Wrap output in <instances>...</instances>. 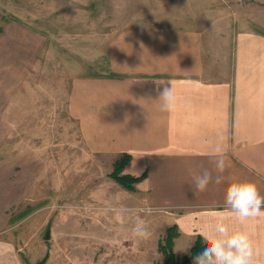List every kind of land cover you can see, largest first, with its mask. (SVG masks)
<instances>
[{"label": "crops", "instance_id": "0c3cea01", "mask_svg": "<svg viewBox=\"0 0 264 264\" xmlns=\"http://www.w3.org/2000/svg\"><path fill=\"white\" fill-rule=\"evenodd\" d=\"M193 1L162 14L181 17L179 25L138 26L133 42L127 36L118 48L122 53L110 57V69L77 78L69 113L80 124L87 159L103 160L105 165L81 167L91 170L82 181L81 176L78 181L69 175L55 177L57 190L71 183V196L83 192L92 201L94 192L105 190L90 183L95 179L90 168L103 173L109 169L110 182L112 164L122 153H131L124 172L148 175L134 193L149 208L165 211L166 230L176 224L187 248L214 212L231 215L223 207L229 182L252 181L264 195V33L239 25L241 13L234 6L222 10L219 0ZM151 11L136 14L156 16ZM0 26V264H24L22 248L10 236H20L17 229L34 212L26 208V199L46 170L40 168L41 153L26 147L30 141L10 146L16 124L9 108L47 39L20 19L2 15ZM156 80L175 86L174 111H159ZM19 107L24 106L15 104L12 111ZM217 145L224 154L223 173L215 171V158L208 155ZM206 169L213 182L198 193L195 180ZM216 175L223 177L220 184L214 182ZM102 200L103 206L111 204L106 196ZM247 230L254 245L264 249V216L250 221Z\"/></svg>", "mask_w": 264, "mask_h": 264}, {"label": "rangeland", "instance_id": "374dc122", "mask_svg": "<svg viewBox=\"0 0 264 264\" xmlns=\"http://www.w3.org/2000/svg\"><path fill=\"white\" fill-rule=\"evenodd\" d=\"M186 2L0 0V18L4 15L20 19L36 32L45 33L47 39L45 49L34 60L31 72H26L9 108L10 120L16 124L14 139L9 140L10 146L18 141H30L26 147L41 153L40 168L46 170L45 174L42 171L45 176H41L26 199V208L30 206L34 212L17 229L16 234L20 232V236H10L22 248L23 262L28 258L31 264H36L44 254H49L45 264H159L164 260L158 246L166 232L164 210L149 208L145 200L120 186L112 177L109 182L106 175L110 170L107 168L104 173L90 168L94 169L91 177L95 178L90 183L96 189L105 190L94 192L92 201L90 198L88 201L83 192L71 196L75 192L68 191L71 183L64 188L59 185L57 190L55 177L69 175L68 178L78 181L81 176L82 181L89 177L91 170L84 172L81 167L105 165L103 160H88L85 156L88 150L80 124L69 113V97L74 82L79 77L94 76L96 72L100 74L110 69V57L122 53L118 48L126 43L127 36V40L133 42L131 36L141 29L138 26L150 29L182 23L179 21L181 17L162 14ZM216 2L222 10H232L233 6L239 9V25L245 24L255 32L264 33V0ZM144 8L150 10L145 11ZM151 9L161 14L156 13L153 17L136 14L152 13ZM189 19L191 22L194 18H185L186 21ZM117 76L118 73L111 75ZM15 104L24 107L13 112ZM112 167L113 171L114 164ZM72 171L77 175L73 177ZM82 172L84 175H80ZM103 196L111 204L103 206ZM117 210L121 211L119 220L116 219ZM138 220H142L151 233L148 239L140 242L131 236L132 227ZM50 223L51 238L46 240L44 235ZM189 250L179 236L175 238L174 251L180 259ZM191 264H194V259Z\"/></svg>", "mask_w": 264, "mask_h": 264}, {"label": "clouds", "instance_id": "9594fccd", "mask_svg": "<svg viewBox=\"0 0 264 264\" xmlns=\"http://www.w3.org/2000/svg\"><path fill=\"white\" fill-rule=\"evenodd\" d=\"M155 83L159 111H174L177 102L175 86L171 81L165 80H156ZM208 155L215 158V171L223 173L226 165L221 146L217 145ZM222 179L221 175H216L214 182L220 184ZM211 182L213 174L206 169L196 177L195 191L205 192ZM223 207L231 215L214 212L209 217L207 226L194 233L202 238L204 244L202 251L194 257V264H264V249L254 245L247 230L250 221L264 216V195H261L257 185L249 180L229 182L224 191ZM116 219H121L120 210H117ZM150 235L145 223L142 220L136 221L131 230L132 238L140 242L148 239Z\"/></svg>", "mask_w": 264, "mask_h": 264}, {"label": "trees", "instance_id": "16d2710c", "mask_svg": "<svg viewBox=\"0 0 264 264\" xmlns=\"http://www.w3.org/2000/svg\"><path fill=\"white\" fill-rule=\"evenodd\" d=\"M2 32V27L0 26V33ZM131 153H122L120 157L114 163V169L110 173V177L115 180L123 188L135 191L136 185L147 178V172L140 176L132 175L129 173H124L125 168L132 160ZM180 232L176 224L167 228L164 237L159 241V251L164 256V260L159 264H191L194 257L202 251L204 247L203 240L201 237L197 236L193 246L190 248L189 252L184 255L181 259L177 256L174 251V240L179 236ZM23 257V256H22ZM49 254H45L43 259H40L36 264H45L48 259ZM27 258V257H26ZM25 264H31L29 259H24Z\"/></svg>", "mask_w": 264, "mask_h": 264}, {"label": "water", "instance_id": "95a60500", "mask_svg": "<svg viewBox=\"0 0 264 264\" xmlns=\"http://www.w3.org/2000/svg\"><path fill=\"white\" fill-rule=\"evenodd\" d=\"M51 233H52V225L50 223V224H48L47 229L45 231L44 239H46V240L50 239Z\"/></svg>", "mask_w": 264, "mask_h": 264}]
</instances>
